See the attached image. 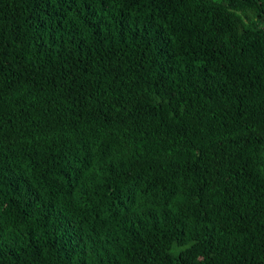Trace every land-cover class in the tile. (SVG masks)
Wrapping results in <instances>:
<instances>
[{"label":"trees","instance_id":"obj_1","mask_svg":"<svg viewBox=\"0 0 264 264\" xmlns=\"http://www.w3.org/2000/svg\"><path fill=\"white\" fill-rule=\"evenodd\" d=\"M0 264H264V0H0Z\"/></svg>","mask_w":264,"mask_h":264}]
</instances>
